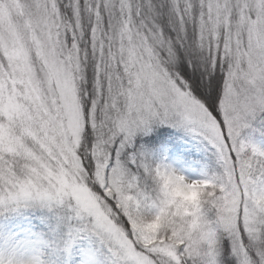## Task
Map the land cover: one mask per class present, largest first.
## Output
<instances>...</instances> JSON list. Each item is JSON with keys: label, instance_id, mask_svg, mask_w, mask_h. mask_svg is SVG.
<instances>
[{"label": "snow or ice", "instance_id": "1", "mask_svg": "<svg viewBox=\"0 0 264 264\" xmlns=\"http://www.w3.org/2000/svg\"><path fill=\"white\" fill-rule=\"evenodd\" d=\"M0 264H264V0H0Z\"/></svg>", "mask_w": 264, "mask_h": 264}]
</instances>
